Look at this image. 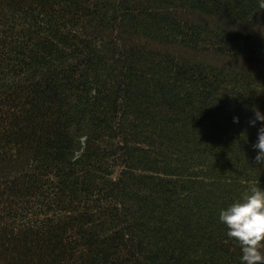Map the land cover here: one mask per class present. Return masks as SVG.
Here are the masks:
<instances>
[{"label":"trees","instance_id":"1","mask_svg":"<svg viewBox=\"0 0 264 264\" xmlns=\"http://www.w3.org/2000/svg\"><path fill=\"white\" fill-rule=\"evenodd\" d=\"M260 2L0 0V264H241Z\"/></svg>","mask_w":264,"mask_h":264},{"label":"clouds","instance_id":"2","mask_svg":"<svg viewBox=\"0 0 264 264\" xmlns=\"http://www.w3.org/2000/svg\"><path fill=\"white\" fill-rule=\"evenodd\" d=\"M259 7L264 9V0ZM254 119L249 123L255 126L256 121L264 122V114L253 107ZM234 122L238 118L234 117ZM253 148L259 152L255 157L257 163L264 164V127L258 130L257 142ZM219 221L227 229L226 235L234 239L241 249V264H264V190L252 186L250 191L219 212Z\"/></svg>","mask_w":264,"mask_h":264}]
</instances>
